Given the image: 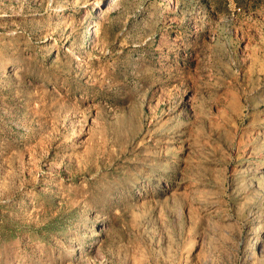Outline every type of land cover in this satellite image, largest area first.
Wrapping results in <instances>:
<instances>
[{"label":"rangeland","instance_id":"374dc122","mask_svg":"<svg viewBox=\"0 0 264 264\" xmlns=\"http://www.w3.org/2000/svg\"><path fill=\"white\" fill-rule=\"evenodd\" d=\"M0 264H264V0H0Z\"/></svg>","mask_w":264,"mask_h":264}]
</instances>
